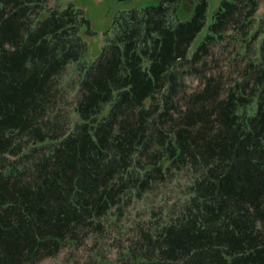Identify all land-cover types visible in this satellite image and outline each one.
<instances>
[{
  "label": "trees",
  "instance_id": "16d2710c",
  "mask_svg": "<svg viewBox=\"0 0 264 264\" xmlns=\"http://www.w3.org/2000/svg\"><path fill=\"white\" fill-rule=\"evenodd\" d=\"M47 1L0 0V264H36L120 210L126 190L139 197L182 170L192 173L188 198L153 231L139 229L128 261L264 264V54L249 95L242 84L219 99L208 81L175 100L183 65L239 18L251 24L259 0H221L191 56L207 0L187 19L178 0L119 11L91 64L83 9L41 17ZM70 63L83 70L79 120L56 135L52 82Z\"/></svg>",
  "mask_w": 264,
  "mask_h": 264
},
{
  "label": "rangeland",
  "instance_id": "374dc122",
  "mask_svg": "<svg viewBox=\"0 0 264 264\" xmlns=\"http://www.w3.org/2000/svg\"><path fill=\"white\" fill-rule=\"evenodd\" d=\"M158 2L159 0H48L41 17H45L50 9H63L69 3L83 9L89 21V30L85 26L80 34L87 44L85 64H91L105 44L106 33L110 35L109 30L115 14ZM197 2L198 0H178V18L190 17ZM207 2L206 23L192 42L188 56H191L206 34L212 15L221 0ZM242 21L244 19L239 18L237 28L229 26L221 36L210 39L198 62L183 65V79L178 84L179 89L175 96L177 103L184 105L182 98L198 93L208 81L217 86L219 99L230 90H238L242 84L245 88L244 94L249 95L255 79L261 75L260 63L264 54V44L261 48L264 40V0H259L251 24L241 25ZM82 73L83 70H79L76 64L70 63L52 82L54 96L49 112L55 115L53 129L56 135L69 133L73 121L79 120L73 107ZM107 109L108 106L104 113ZM248 112H251L250 108ZM192 179L191 172L182 170L154 183L139 197L126 190L127 198L123 202L120 200V210L113 208L100 218L93 219V226L75 229L72 236H67L61 242L57 252L40 258L36 264H129L127 249L136 239L139 229L153 231L155 227L175 217L188 198ZM97 223L100 227L94 226ZM71 237L74 239H69Z\"/></svg>",
  "mask_w": 264,
  "mask_h": 264
}]
</instances>
